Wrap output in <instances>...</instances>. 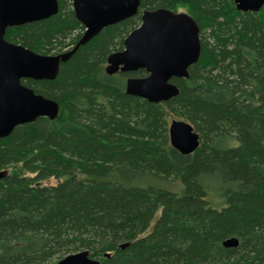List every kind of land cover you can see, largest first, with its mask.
Returning <instances> with one entry per match:
<instances>
[{"label":"trees","instance_id":"1","mask_svg":"<svg viewBox=\"0 0 264 264\" xmlns=\"http://www.w3.org/2000/svg\"><path fill=\"white\" fill-rule=\"evenodd\" d=\"M57 3L56 15L4 39L39 55L73 49L84 28L71 0ZM156 9H184L201 46L188 78L170 81L178 95L161 104L125 93L143 70L104 71L141 12ZM21 84L59 113L0 139V264H55L82 251L100 264H264V6L140 0L134 17L79 46L54 80ZM167 116L198 135L192 154L170 146ZM48 179L56 183L41 184ZM207 180L220 183L225 207L210 208ZM166 181L180 193L156 185ZM229 238L236 248L222 246Z\"/></svg>","mask_w":264,"mask_h":264},{"label":"water","instance_id":"2","mask_svg":"<svg viewBox=\"0 0 264 264\" xmlns=\"http://www.w3.org/2000/svg\"><path fill=\"white\" fill-rule=\"evenodd\" d=\"M238 12L257 13L264 0H233ZM75 19L84 28L73 49L57 55H39L4 39L8 28L20 27L54 16L57 0H0V139L14 128L31 124L37 118L55 120L59 105L35 94L22 80L52 81L60 65L75 50L95 38L103 29L134 17L140 0H71ZM199 28L187 14L167 9L144 10L140 25L123 41V49L106 58L109 76L143 70L145 77H129L125 93L151 104L165 103L178 95L171 79H187L188 68L200 56ZM170 146L179 154H192L199 137L188 123L172 120L168 125ZM224 248H236L238 240L222 242ZM55 264H100L82 251L67 255Z\"/></svg>","mask_w":264,"mask_h":264},{"label":"rangeland","instance_id":"3","mask_svg":"<svg viewBox=\"0 0 264 264\" xmlns=\"http://www.w3.org/2000/svg\"><path fill=\"white\" fill-rule=\"evenodd\" d=\"M178 12H183L184 13V9H178ZM167 115V114H166ZM167 121L168 124L172 121V120H177V119H173L171 116H167ZM56 183V180L54 179H48L45 182H42V185H54ZM156 185L164 190L170 191V192H174V193H180L181 191V185L178 182H159L156 183ZM206 185H207V190H208V195L206 200L209 202V206L212 209L215 210H219L223 207H225L226 203L224 198L220 195L219 190H220V183H218L217 180H207L206 181Z\"/></svg>","mask_w":264,"mask_h":264}]
</instances>
